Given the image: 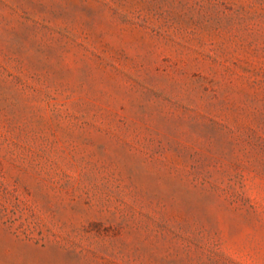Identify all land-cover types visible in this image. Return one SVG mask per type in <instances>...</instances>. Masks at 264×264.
Returning <instances> with one entry per match:
<instances>
[{"label": "rangeland", "instance_id": "1", "mask_svg": "<svg viewBox=\"0 0 264 264\" xmlns=\"http://www.w3.org/2000/svg\"><path fill=\"white\" fill-rule=\"evenodd\" d=\"M0 264H264V0H0Z\"/></svg>", "mask_w": 264, "mask_h": 264}]
</instances>
